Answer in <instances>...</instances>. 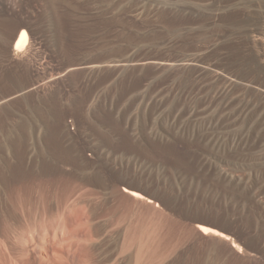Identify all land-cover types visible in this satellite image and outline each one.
<instances>
[{
	"label": "rangeland",
	"instance_id": "1",
	"mask_svg": "<svg viewBox=\"0 0 264 264\" xmlns=\"http://www.w3.org/2000/svg\"><path fill=\"white\" fill-rule=\"evenodd\" d=\"M257 8L0 0V249L13 264H264Z\"/></svg>",
	"mask_w": 264,
	"mask_h": 264
},
{
	"label": "bare ground",
	"instance_id": "2",
	"mask_svg": "<svg viewBox=\"0 0 264 264\" xmlns=\"http://www.w3.org/2000/svg\"><path fill=\"white\" fill-rule=\"evenodd\" d=\"M202 1V0H201ZM199 2V1H198ZM256 3V2H255ZM247 12V11H246ZM254 13V12H253ZM252 13V14H253ZM219 17V15H218ZM254 18V17H253ZM215 20V19H214ZM255 20L257 23L256 27V31L254 29V36H253V43L256 47V60L258 61L260 68H262V70H264V0H258V8L257 11L255 12ZM213 22V20H212ZM254 26V25H253ZM249 27V26H248ZM245 32V31H244ZM28 41V33L27 31L22 28L20 30V32L18 33V36L14 42L13 48L15 51H20L23 50L27 44ZM217 45V44H216ZM251 48V47H250ZM249 50V49H248ZM208 57V56H207ZM198 60L199 57L197 56ZM205 59V58H204ZM200 61V60H199ZM210 62V61H209ZM243 62V61H242ZM198 63V62H197ZM241 63V62H240ZM256 63V62H255ZM207 64V63H205ZM238 66V65H237ZM233 67V66H232ZM242 67V66H241ZM254 68V67H253ZM259 68V69H260ZM215 70V69H214ZM237 71V70H236ZM240 71V70H239ZM257 72V71H256ZM264 73V72H263ZM241 81V80H240ZM243 81V80H242ZM245 82V81H244ZM249 82V81H248ZM249 84V83H248ZM124 191L132 194L135 197L138 198H145L144 196H142L139 192L131 190L127 187H123ZM21 194V193H20ZM18 195V194H17ZM20 196V195H19ZM16 198V197H15ZM22 198V197H21ZM23 203V202H22ZM25 209V208H24ZM200 230H202L204 233H208V232H213L216 234H220L218 231L210 229L208 227L205 226H199ZM221 236L227 238V236L223 233L220 234ZM12 261H15V259L8 255H6V253L0 249V264H13Z\"/></svg>",
	"mask_w": 264,
	"mask_h": 264
},
{
	"label": "built area",
	"instance_id": "3",
	"mask_svg": "<svg viewBox=\"0 0 264 264\" xmlns=\"http://www.w3.org/2000/svg\"><path fill=\"white\" fill-rule=\"evenodd\" d=\"M69 123H70V127H71V129L74 130V129H75V125H74L72 119L69 120Z\"/></svg>",
	"mask_w": 264,
	"mask_h": 264
}]
</instances>
